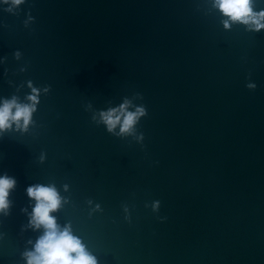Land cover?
Instances as JSON below:
<instances>
[{
  "label": "water",
  "instance_id": "95a60500",
  "mask_svg": "<svg viewBox=\"0 0 264 264\" xmlns=\"http://www.w3.org/2000/svg\"><path fill=\"white\" fill-rule=\"evenodd\" d=\"M3 7L0 98H23L29 80L51 90L28 133L0 137V175L17 181L10 215H0V264H25L27 241L41 234L22 230L35 183L69 200L54 215L99 264H264V30H224L208 0H26L19 15ZM136 93L148 113L137 125L143 145L85 110Z\"/></svg>",
  "mask_w": 264,
  "mask_h": 264
},
{
  "label": "clouds",
  "instance_id": "9594fccd",
  "mask_svg": "<svg viewBox=\"0 0 264 264\" xmlns=\"http://www.w3.org/2000/svg\"><path fill=\"white\" fill-rule=\"evenodd\" d=\"M25 2L26 0H0V6H4L3 11L7 13L19 15ZM208 2L220 15L224 30H231L233 26H243L248 32L258 33L264 30V8L257 10V0H208ZM33 22L34 17L29 13L24 20V26L27 28ZM13 55L19 61L22 53L17 50ZM6 60L7 57L0 59V63ZM19 71L24 72L26 68L22 67ZM8 83L13 84L12 81ZM26 86L30 92L23 98L17 94L10 98H0V137L9 132L28 133L30 127L35 124L33 117L40 104L41 95H47L51 90L50 85L36 87L31 80L26 82ZM24 87L25 84L21 83L16 87V93ZM246 87L255 90L257 85L248 83ZM142 99L143 96L136 93L132 98L124 97L118 106L95 110L92 104L88 103L85 110L92 112V121L97 126L103 125L109 134L119 138L132 137L143 145L144 135L138 132L137 125L148 113L143 104L134 103ZM45 159L46 156L42 152L39 157L40 163ZM16 187L17 181L14 177L7 173L0 175V215L5 217L10 215L13 205L10 194ZM63 188L64 191H68L67 184ZM25 192L31 212L28 208L21 209L28 218L27 225H23L22 230L31 229L41 233L35 242L31 239L27 241L31 247L21 253L25 264H99L97 257L88 250L82 239L73 233L71 223L63 226L58 223V218L54 214L58 213L69 200L61 195L55 184L35 183L28 186ZM87 203L92 205L93 202L88 200ZM151 208L153 212H158L160 201H153ZM97 211H101L99 204L92 208V212ZM124 212L128 213L127 206L124 207ZM125 219H128L127 215Z\"/></svg>",
  "mask_w": 264,
  "mask_h": 264
}]
</instances>
